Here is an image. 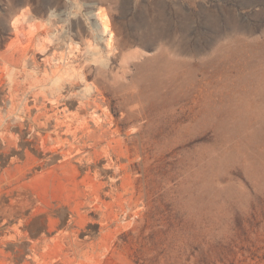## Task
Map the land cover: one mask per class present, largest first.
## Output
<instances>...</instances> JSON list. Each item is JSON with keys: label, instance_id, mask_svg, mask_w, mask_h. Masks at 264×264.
Listing matches in <instances>:
<instances>
[{"label": "rangeland", "instance_id": "obj_1", "mask_svg": "<svg viewBox=\"0 0 264 264\" xmlns=\"http://www.w3.org/2000/svg\"><path fill=\"white\" fill-rule=\"evenodd\" d=\"M8 80L20 117L0 125V185L18 189L6 204L22 200L25 232H0V264H264V0H0L2 97ZM68 88L93 98L92 119L49 106L41 133L60 123L78 145L85 117L98 141L75 149L94 167L68 142L70 164L31 179L8 141L30 138L35 91ZM94 170L107 196L80 232L85 199L68 210Z\"/></svg>", "mask_w": 264, "mask_h": 264}, {"label": "bare ground", "instance_id": "obj_2", "mask_svg": "<svg viewBox=\"0 0 264 264\" xmlns=\"http://www.w3.org/2000/svg\"><path fill=\"white\" fill-rule=\"evenodd\" d=\"M24 17L26 18V15H24ZM27 18H28V16H27ZM52 20L55 21V19H52ZM52 20H51V22H52ZM19 21H20L19 18H16L13 21V25L15 26V30L16 31H18V27L19 26H17V25L19 24L18 23ZM12 75H14L12 70L8 69L6 76L9 79H11V78H13ZM34 76H36V75H34ZM8 82L10 83L11 81L8 80ZM19 83L20 82H18V84ZM15 86H16L15 83L11 82L8 85V90H9L8 96H5V95L3 97H2V95L0 96V100L3 99V104H5V108H6V110H3L4 108L2 109L3 111L0 110V125L4 124L7 120H9V121L13 120V117H15V116H16V118L20 117L19 113L13 109V103H14V100H15V96L14 95L16 94ZM58 87L61 90L62 85L59 84ZM2 89H4V88H2ZM52 91H53V89H50V90L40 89V90L35 91V93L31 96L32 101L30 103H32L33 104L32 107L35 110H37V116L35 118V121L31 120V122H30V127H29L30 138L29 137L25 138L24 135L21 134V137L18 140L14 139L13 141H11V140L8 141V144H10V145H12L14 147L15 153H17L18 150L22 146L28 148L27 153H28V157H29V160H30V176H31L30 178L34 179V180L37 179L38 177L45 176L50 171H55V170H58V169H62L64 166L69 165L70 162H71V160L68 158L70 155H64V156L60 155L61 148L64 147L65 145H67L68 142H70V143L73 142L70 139H65L64 137H62L64 135L61 134V131L59 129V124L60 123H56L55 127L53 126L54 127V131L52 133L46 132V133H49L47 135H45L43 132L41 133V131H49L52 128V126H51L52 124H51V122L49 120V118H50V115H49L50 109H48V107L50 106L52 109H55V110L61 112L58 108H62V106H66L67 104H69L70 101H74V103H76V106H77L76 109L78 110L77 111V116L79 115V112H82V111L86 110L87 114L89 115V118H87V120L88 119H90V120L92 119L91 116L94 115L95 109H96V107L90 103L93 98H90V100H89L88 97L84 96V94L83 95L74 96V94L72 93V89L71 88L70 89L68 88L66 90V94H62L61 93L60 96L57 97V98L54 96V93ZM28 103L29 102H27V104ZM0 104H1V101H0ZM29 106L31 107V104H29ZM76 106H72V107L75 108ZM1 108H2V106H1ZM74 112H73V114H74ZM96 113H98V112H96ZM11 114H14V115L10 116ZM80 114L82 116L83 113H80ZM67 116H68V114H67ZM81 116H78V117H81ZM97 118H98V116H97ZM72 119H74V118L72 117ZM67 120H68V118H67ZM70 120H71V118H70ZM19 121L15 120L16 123L21 124V122H19ZM96 121H95V123L97 124V122H99V121H97V122ZM69 122L70 121H68V123ZM95 123L93 121V124H95ZM70 124L71 125H70V127L68 129L69 136L74 138L75 140L79 139L78 145H76V142L72 143V147H74V148L71 150V153H75V156H73V158L79 160L82 163L85 162L84 163V165H86L85 167L90 171V170H92V167H94V163L95 162H94L93 158L95 157V155L94 154H90L91 153L90 152L88 157H82V156H80V152L77 151L75 148L82 146L84 143H89L90 145L95 146V143L93 141L95 140L96 137L91 135V133H89L87 127L85 126V117H84V119L78 118V119H76V121H74L73 123H70ZM95 126H98V125H95ZM100 126H98L99 129H100ZM98 127L95 128V129L98 130ZM103 127H102V129H103ZM95 129H94V131H95ZM91 132H93V131H91ZM97 139L98 138H96V140ZM29 148H33L34 149V151L36 153V156L32 155L31 154L32 152L30 153V149ZM8 151H10V150H8ZM8 151H6V152H8ZM38 156H43L42 158H44V159H39ZM60 156H61V158L63 157V159L59 162V160L61 158L59 160H57V159ZM15 160H17V158H12V163H13L12 167L16 166V161ZM82 163H80V164H82ZM96 167H98V166H96ZM93 174H94V176L96 178L87 176L82 182H78V184H76L77 188L81 187V186H83L84 188L82 189V193L80 191H77V196L73 200V202L71 204V207L68 210V214L71 217H73V213L76 210H79V208H78L79 206H75V204L77 203V200L80 199V198H84L85 199L84 207L86 208V211H85V213L83 215H81V216H84V217H83V223L81 224V227H80V229H81L80 232H92V229L90 227L93 226L92 225V221L94 220V214L97 213V212H94L93 208H90L89 206H93V207H96V208L100 207V205L104 202V200H105V198L107 196V193L104 192V190H102L101 185H100L101 180H102V176H101L102 173L100 174L99 171L94 170ZM1 187L2 186L0 185V232H5V234H6V232H10V228L11 227H13V229H16L18 232H25V231L20 229V225L13 224L17 220V217H18L17 216L18 215L17 212L20 211L19 208L18 209H16V208L20 204H22V200L19 199V198H16L15 203H12L10 206H8L6 204V200H10L13 197V195L15 194V192L18 191V189L14 188V185L10 186V189H8V190L2 189ZM4 194H7L8 196L5 197ZM18 196H20V195H18ZM20 206H22V205H20ZM30 206H32V205H30ZM33 209H34V207H33ZM60 209H62V207ZM59 212L61 213V210ZM58 213H56V211H53L51 214H47V216H48V218H51L52 215H59L60 216V214H58ZM65 213L66 212H64V214ZM61 218H63V214L61 215ZM35 219H37V218H35ZM101 220L102 219H100V221ZM12 224H13V226H12ZM71 225H72V228L68 229L67 232H79L78 230H76L74 222ZM2 234L3 233H1V235ZM7 234H9V233H7ZM10 238H8V239H10ZM5 239H7V238L5 237ZM13 239L16 240V238H13ZM4 240H3V242H4ZM24 253H25V250H24ZM30 254H32V253H30ZM26 256H27L26 258H28V255H26ZM28 259H27V261H25L26 264H29V260Z\"/></svg>", "mask_w": 264, "mask_h": 264}]
</instances>
